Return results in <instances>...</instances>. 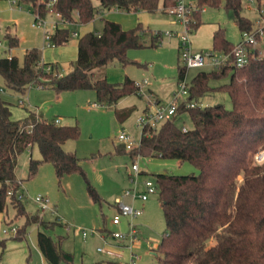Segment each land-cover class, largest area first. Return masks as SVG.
<instances>
[{
	"label": "trees",
	"instance_id": "obj_1",
	"mask_svg": "<svg viewBox=\"0 0 264 264\" xmlns=\"http://www.w3.org/2000/svg\"><path fill=\"white\" fill-rule=\"evenodd\" d=\"M18 0L29 5L40 17L47 12L58 13L62 20L86 23L97 8L124 12L146 10L154 12L160 0ZM261 8L264 0H255ZM174 0H162V10ZM223 5L231 11L241 32L254 31V24L243 15L241 0H197L198 9L190 18L191 30L202 23L201 8ZM140 25L124 29L119 22L105 19L100 32L87 31L78 37L76 59L70 69L61 74L57 63L42 62L38 48L26 49L22 62L15 55L0 57V76L7 88L24 93L28 86L51 87L56 92L88 89L95 92L96 102L111 106L123 96L137 93L135 80L125 76L121 82L106 77L95 78V69L118 60L123 66L141 65L127 57V50L143 46ZM67 26L56 27L50 33L55 46L64 45L70 38ZM158 34L151 38L156 45ZM8 47L18 45L16 36L5 34ZM259 39V36H257ZM234 43L227 39L222 28L212 33L211 51L230 53ZM49 67L47 70L46 67ZM186 73L179 66L177 81ZM228 76L217 86L211 81ZM213 90L225 91L231 108L222 104L202 105L201 98ZM193 101V106L186 102ZM182 102L172 120L158 127L141 128L139 142L131 149L115 146L117 152L126 151L131 158L139 155L160 156L186 160L198 168V174L156 173L155 186L163 212L165 230L154 249L158 261L148 264H264V160L252 162V154L264 149V57L254 48L248 62L236 66L230 58L225 64L208 71H198L189 84V95ZM12 103L0 95V212L7 198L14 206L15 216H24V223L16 228L14 238L25 236L26 227L37 224V244L49 264L61 259L69 264L72 254L61 248L63 236L53 238L48 232L60 219L44 220L39 214L25 211L21 179L15 173L17 158L36 143L40 158L28 160V175H34L43 162L52 164L56 177L79 172L85 179L89 197L97 203L102 198L89 183L79 158L62 145L79 135L77 123L61 124L54 120H40L34 111L26 109L24 116L12 117ZM133 107L116 111L121 120L130 115ZM187 112L192 127L183 131L176 120ZM10 192V194L8 193ZM0 246H4L0 240Z\"/></svg>",
	"mask_w": 264,
	"mask_h": 264
},
{
	"label": "rangeland",
	"instance_id": "obj_2",
	"mask_svg": "<svg viewBox=\"0 0 264 264\" xmlns=\"http://www.w3.org/2000/svg\"><path fill=\"white\" fill-rule=\"evenodd\" d=\"M243 15L248 17L253 24L258 18L255 0H241ZM97 6V0H93ZM166 10V9H165ZM256 10V11H255ZM124 12L121 10L97 8L93 18L86 23L76 22L67 24L70 31H78L79 36L85 30L101 31L105 19L110 15L118 14L124 18L126 29L140 25L141 47L127 50L130 60L141 65L127 64L123 66L118 60H113L103 67L95 69V78L106 77L110 82H121L125 76L135 81L146 80L141 90L123 96L116 104L107 106L96 102L95 92L88 89L56 92L51 87H39L36 84L28 86L24 93L7 88L0 76V95L12 103V117L24 116L26 109L34 111L40 120L51 121L60 119L61 124L77 123L79 135L74 139H67L62 147L66 151L74 152L89 183L101 196V203L94 202L88 195L86 182L79 172L64 175L60 180L56 177L51 163L43 162L38 166L34 175H28V160L40 158L36 143L28 147L17 158L15 173L21 179L20 193L25 211L30 214H40L38 204L34 197L38 194L48 198L50 208L42 215L44 220L60 219L65 226L57 225L47 232L53 237L63 236L61 248L72 254V261L81 264H111L112 258L97 251L98 246H107L102 235L107 238L111 231H126L125 219L119 225L111 223V217L116 212L115 200L121 198L125 189L131 186L130 178L133 175L131 158L126 151L117 152L115 146L121 143L117 134L125 131L129 134L134 144L139 142L141 127L137 123L138 116L143 112L146 97L151 96L160 102H169L178 90L177 71L182 66L178 48L179 35L183 25L175 15L162 10V0L158 9L149 11ZM56 18L57 25L63 26L60 17L55 12H47L44 16V26H32L35 14L29 5L20 4L18 0H0V57L15 55L22 62L26 49L36 47L41 53L44 62L57 63L58 72H67L70 62L76 59L77 40L79 36H72L64 46H55L45 32L52 33ZM201 25L196 30H191L190 39L195 51H205L211 48L212 33L220 27L225 36L232 43L241 40V31L235 24L234 16L221 4L218 7L204 6L201 10ZM117 22V21H116ZM122 25V26H123ZM257 26H254V30ZM87 32V31H86ZM159 33L156 45H151L154 33ZM165 32H170L166 35ZM16 36L19 39L17 46L9 48L5 34ZM256 45L261 49L264 57V35L257 40ZM210 65L200 68H190L186 71L185 80L189 85L192 77L201 70L208 71ZM228 76L220 80L211 81V85L227 82ZM22 100V103H19ZM202 105L222 104L231 108V100L223 90H213L201 98ZM133 107L132 112L121 120L116 111ZM179 126L192 127V121L187 112L177 120ZM127 150V149H126ZM140 173L137 181L149 179L155 182L156 173L169 174H198L199 170L186 160L177 158H163L160 156H135ZM140 187V185H139ZM125 202L133 203L141 209L140 216L132 219L138 231V237L132 242L133 253L140 256L137 264L155 263L158 257L154 249L157 246L164 230L163 212L160 207L158 193L148 194L147 199L124 198ZM24 223V216H15L14 206L7 198L2 212H0V264H49L41 253L37 244V231L44 228L37 224L26 227L25 236L21 239L14 238L10 232L11 226L20 228ZM67 226L71 229L67 230ZM81 228L92 234L82 236ZM6 229L7 233L2 230ZM109 238V237H108ZM108 241V240H107ZM119 243L113 248L121 252L119 261L126 263L129 260V249ZM121 244L123 246H121ZM58 264H69L61 259Z\"/></svg>",
	"mask_w": 264,
	"mask_h": 264
},
{
	"label": "built area",
	"instance_id": "obj_3",
	"mask_svg": "<svg viewBox=\"0 0 264 264\" xmlns=\"http://www.w3.org/2000/svg\"><path fill=\"white\" fill-rule=\"evenodd\" d=\"M56 0H49L47 6H51ZM199 7L197 5V0H174V4L166 7V11L175 15L177 20L183 25V31L179 35V45H178V55L185 67L186 71L190 68H200L205 65H210L212 67H218L225 64L230 58H232V63L236 66H242L248 62V53L254 49V46L257 43V36L264 35V15L262 17V23L257 25V28L252 32L244 31L241 33V40L236 43L230 53L217 52L211 50L205 51H195L192 47L190 32L191 27L189 24L192 13L197 10ZM204 7L201 8L203 10ZM35 14V19L32 22V26H44L46 20L43 17H40L37 13ZM58 17V13H55ZM60 20L63 22L64 27L67 24L75 23L67 20ZM159 34V33H154ZM166 35H170V32H165ZM70 35L77 36V31H71ZM46 38L50 39V34L45 32ZM48 70L49 67L47 66ZM186 75V73H185ZM185 75L182 79L178 80V90L174 93V96L169 102H160L157 99H152L151 96L146 97V104L143 109V112L138 116L137 123L140 127L150 126L152 128L158 127L161 123L172 120L177 113V108L182 102H186V99L189 95V85L186 83ZM147 83L146 80L141 82L135 81V84L138 86V90L142 93L143 84ZM22 100H19V103H22ZM194 102H186V106H193ZM56 123H60V119H54ZM183 131H186L188 128L186 126H180ZM117 138L121 143L125 144L126 149H131L137 144H134L133 140L125 131H120L117 134ZM264 160V149H259L252 154L253 163H261ZM131 169L133 175L130 178L131 186L124 190L122 197L117 198L114 202L116 207V212L111 217V223L114 225H119L122 222V219H125L127 224L126 231H111L109 237L113 240L118 241L119 243H124L130 253L129 260L124 264H137L135 261L140 258L139 255L133 253L132 251V242L137 239L138 231L135 224L132 223V219L141 215L142 211L140 208L134 206V204L125 202L124 198L129 197L132 200L139 199L141 202H144L147 199L148 194L156 192L155 182L145 179L137 181V174L140 173L136 157L134 158ZM140 185V187H139ZM10 194V192H8ZM34 201L38 204L40 209V216H42L46 210L50 208L48 198L38 194L34 197ZM71 227L67 226V230H70ZM11 233L16 232V227L11 226L9 229ZM4 233H7L6 229L2 230ZM94 230H86L81 228V235L87 236L88 234L94 233ZM105 240V235H102ZM121 244V246H123ZM97 251L105 254L106 256L112 258L113 260H118L122 257L121 252L112 249L111 247L98 246Z\"/></svg>",
	"mask_w": 264,
	"mask_h": 264
},
{
	"label": "crops",
	"instance_id": "obj_4",
	"mask_svg": "<svg viewBox=\"0 0 264 264\" xmlns=\"http://www.w3.org/2000/svg\"><path fill=\"white\" fill-rule=\"evenodd\" d=\"M113 10V9H112ZM256 10H257V14L259 15L258 16V18H256V20H255V22H254V26L256 27L259 23H262V17H263V15H264V3L262 4V6H261V8H256ZM255 10V11H256ZM108 11H110V9L108 10ZM114 11H118L117 9H114ZM142 11H144V10H142ZM141 11V12H142ZM57 16V15H56ZM111 16V19H109V20H113V21H117V22H119L120 24H121V26L124 24V18L122 17V15H118V14H113V15H110ZM58 17V16H57ZM108 19V18H107ZM54 21H52L53 23H51V24H53L54 25V30H55V28L56 27H59L58 25H57V22H56V18H54L53 19ZM76 23V22H75ZM75 23H73V24H75ZM64 26V25H63ZM62 26V27H63ZM65 26H67V25H65ZM128 25H123L122 26V28H124V29H126L125 27H127ZM86 31H90V30H85L84 32H86ZM78 32V31H77ZM93 32H95V31H93ZM98 32H100V31H98ZM98 32H95V33H98ZM80 34H79V32H78V35L77 36H79ZM240 41V40H239ZM238 41V42H239ZM237 42V43H238ZM236 44V43H235ZM65 45V44H64ZM64 45H62V46H64ZM177 48H178V46H177ZM254 48H256V49H258V52H259V55L260 56H262L261 55V53H262V51H261V49L257 46V45H255L254 46ZM76 55H77V53H76ZM41 59H42V62H44V59L41 57ZM60 73L61 74H63V72L62 71H60ZM109 237V236H108ZM106 238L105 237V240H104V242L106 243V245H108V247H111L112 249H114L113 248V246L114 245H120L119 244V242L118 241H116V240H113L111 237H109V238ZM108 240V241H107ZM160 240V239H159ZM159 242V241H158ZM158 244V243H157ZM115 250V249H114ZM110 263L111 264H123V262H121V261H119V260H113V259H111L110 260Z\"/></svg>",
	"mask_w": 264,
	"mask_h": 264
}]
</instances>
